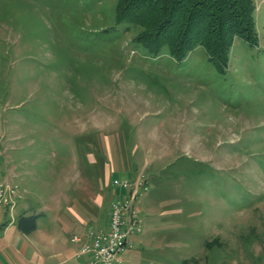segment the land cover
<instances>
[{
	"label": "rangeland",
	"instance_id": "obj_1",
	"mask_svg": "<svg viewBox=\"0 0 264 264\" xmlns=\"http://www.w3.org/2000/svg\"><path fill=\"white\" fill-rule=\"evenodd\" d=\"M120 1L0 0L6 217L29 200L105 226L113 181L140 180L125 264H264V0L221 69L203 46L151 53Z\"/></svg>",
	"mask_w": 264,
	"mask_h": 264
},
{
	"label": "trees",
	"instance_id": "obj_2",
	"mask_svg": "<svg viewBox=\"0 0 264 264\" xmlns=\"http://www.w3.org/2000/svg\"><path fill=\"white\" fill-rule=\"evenodd\" d=\"M254 10L253 0H121L117 22L141 26L140 42L151 53L167 48L175 59H181L203 46L210 61L221 69L238 38L255 37ZM38 217L20 215L18 229L32 233Z\"/></svg>",
	"mask_w": 264,
	"mask_h": 264
},
{
	"label": "crops",
	"instance_id": "obj_3",
	"mask_svg": "<svg viewBox=\"0 0 264 264\" xmlns=\"http://www.w3.org/2000/svg\"><path fill=\"white\" fill-rule=\"evenodd\" d=\"M11 149L12 152L19 151L17 148ZM8 156L10 158L12 157L10 155ZM23 159L21 157V160ZM5 160L7 162V158ZM5 160L3 159V165L6 164ZM24 164L29 165V163L22 161L19 168L22 176L21 180L24 183L22 187L25 195L30 197L36 195L37 191L30 187L32 182L29 181V175L22 172ZM111 167L113 169H120L119 166ZM24 203L23 206L18 208L19 215L17 217H14L15 214H11L12 219L6 217L7 214L5 211L7 208L4 205H0V264H76L75 253L89 240V236L92 233L105 229L108 225L109 213L104 226L101 223H98V225L92 222L94 220L84 221L77 212H74L73 208L70 210V216L65 211L64 214L58 216L57 212L51 210L57 209V205H54V208L50 206L47 207V210H43V206L37 202L32 201L30 203L28 200ZM22 214H36L39 216L37 219V228L30 234H24L18 229V218ZM60 225L62 228H60ZM74 236L81 237V242H73L72 238ZM136 238H139L137 243H140L139 241L144 237L142 238L141 234L135 237L134 242ZM65 252L68 254L65 255ZM157 260L152 259L149 261L151 262L150 264H159L160 261Z\"/></svg>",
	"mask_w": 264,
	"mask_h": 264
},
{
	"label": "built area",
	"instance_id": "obj_4",
	"mask_svg": "<svg viewBox=\"0 0 264 264\" xmlns=\"http://www.w3.org/2000/svg\"><path fill=\"white\" fill-rule=\"evenodd\" d=\"M113 186L121 193L110 203L107 228L89 236L75 254L76 264H124L122 256L133 248L135 237L143 233L137 204L139 196L148 189L146 182L115 179ZM18 189V185L7 177L0 152V205L16 206ZM81 240L79 236L72 238L73 242Z\"/></svg>",
	"mask_w": 264,
	"mask_h": 264
}]
</instances>
